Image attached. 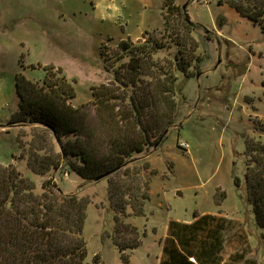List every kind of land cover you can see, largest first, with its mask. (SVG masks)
I'll return each instance as SVG.
<instances>
[{
	"label": "rangeland",
	"instance_id": "obj_1",
	"mask_svg": "<svg viewBox=\"0 0 264 264\" xmlns=\"http://www.w3.org/2000/svg\"><path fill=\"white\" fill-rule=\"evenodd\" d=\"M165 1L0 0V123L18 109L19 72L42 82L46 68L61 69L75 89L73 105L90 102L92 87L115 79L101 48L107 47L113 56L121 41H137L147 31L163 32ZM173 1L186 6L198 26L192 34L198 59L191 68L194 75L175 73L177 111L161 145L135 156L138 166H148L150 199L143 215L126 210L124 221L137 227L144 240L140 249L127 252L129 262L123 261L113 237L118 214L108 177L86 181L67 163L45 175L33 173L19 147V139L30 142L32 125L26 130L0 128V163L14 164L38 194L52 179L65 193L86 202L85 264H142L149 245L158 244L147 239L152 227L217 205L249 223V256L264 264V230L257 224L245 184L246 142H264V35L259 26L217 0ZM177 51L172 44L156 51L154 58L174 61ZM88 116L92 119L93 113ZM180 142L188 143L189 151ZM218 188L226 192L221 202Z\"/></svg>",
	"mask_w": 264,
	"mask_h": 264
},
{
	"label": "trees",
	"instance_id": "obj_2",
	"mask_svg": "<svg viewBox=\"0 0 264 264\" xmlns=\"http://www.w3.org/2000/svg\"><path fill=\"white\" fill-rule=\"evenodd\" d=\"M217 3L232 7L264 35V0ZM163 15V32L147 31L137 41H121L113 56L101 48L115 79L92 87V100L80 107L72 105L75 89L61 69L46 68L42 82L18 73V110L7 122L35 126L29 143L19 139L21 157L33 173L45 175L66 163L90 182L109 173V196L118 214L113 237L125 263L127 252L142 244L138 228L124 221L126 210L143 215L150 199L148 166H138L135 156L161 145L177 111L175 73L194 75L191 68L198 59L192 36L198 26L187 7L166 0ZM172 44L178 48L174 61L154 58ZM246 150V194L264 230V142L248 139ZM42 189L36 193L34 183L14 164L0 163V264H85L86 202L66 194L52 179ZM217 194L218 202L226 198L221 188Z\"/></svg>",
	"mask_w": 264,
	"mask_h": 264
},
{
	"label": "crops",
	"instance_id": "obj_3",
	"mask_svg": "<svg viewBox=\"0 0 264 264\" xmlns=\"http://www.w3.org/2000/svg\"><path fill=\"white\" fill-rule=\"evenodd\" d=\"M10 119L0 123L1 131L14 127L26 130L29 127L6 126ZM248 225L240 215L228 212L223 205L170 219L161 228L152 227L153 235L146 232L147 239L158 244L149 245L151 251L143 257L142 264H258L248 253ZM143 245L142 239L138 249Z\"/></svg>",
	"mask_w": 264,
	"mask_h": 264
},
{
	"label": "built area",
	"instance_id": "obj_4",
	"mask_svg": "<svg viewBox=\"0 0 264 264\" xmlns=\"http://www.w3.org/2000/svg\"><path fill=\"white\" fill-rule=\"evenodd\" d=\"M179 146L185 151H189V149H190V145L188 143H185V142H180Z\"/></svg>",
	"mask_w": 264,
	"mask_h": 264
},
{
	"label": "water",
	"instance_id": "obj_5",
	"mask_svg": "<svg viewBox=\"0 0 264 264\" xmlns=\"http://www.w3.org/2000/svg\"><path fill=\"white\" fill-rule=\"evenodd\" d=\"M108 175H109V173H107V174H104V175H102V176L98 177V178H97V180H100V179H102V178H105V177H107Z\"/></svg>",
	"mask_w": 264,
	"mask_h": 264
}]
</instances>
